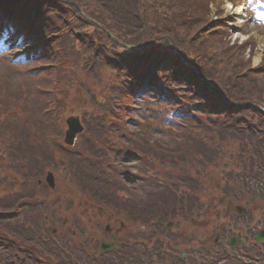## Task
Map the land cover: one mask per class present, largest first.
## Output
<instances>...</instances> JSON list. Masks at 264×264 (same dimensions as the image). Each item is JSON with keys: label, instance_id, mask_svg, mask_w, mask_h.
I'll use <instances>...</instances> for the list:
<instances>
[{"label": "rangeland", "instance_id": "obj_1", "mask_svg": "<svg viewBox=\"0 0 264 264\" xmlns=\"http://www.w3.org/2000/svg\"><path fill=\"white\" fill-rule=\"evenodd\" d=\"M227 2L231 8L227 6ZM205 4L208 5L211 20L221 14L225 16L226 23L222 27L224 29L208 37L202 35L199 40H202V46H212L213 49H224L227 52L225 56L221 53L209 54L208 58L204 57L205 62L208 67L213 68L216 66L214 61L220 62L218 58L224 57L223 62L230 61V67L234 64L235 82L241 88L245 85L243 89L246 90L264 59V3L251 0H194L192 6H199L203 10L202 6ZM202 20L204 21L196 23L200 34L207 32L212 24ZM8 31V27L4 28L0 22V74H6L5 80L9 92H14L15 103L20 100L23 109L37 118L36 124H39L43 114H46L42 112L43 103L51 98L49 95L43 96L36 88V82L45 75L44 70L35 68L38 64L34 63V57L29 59L30 52L24 54L23 60H15L29 64L24 67H32L30 72L6 67L12 61L1 56L21 55L25 48L16 38H4ZM69 39L71 44L59 55L62 58L64 56L67 63L65 62L61 73L54 71L62 78L61 86L57 81L56 85L65 96L62 104L57 103L55 114L59 118L61 137L58 138L57 146L47 148L52 163L47 164L37 177L38 180H43L48 171L54 176L55 191L51 193L43 183L36 192L37 199L43 203L42 215L36 220L37 225L45 227L47 232L55 227V246L64 248L73 260L91 252L99 257V263L124 264L122 259L128 257L125 264H134V254L129 256L112 251L99 256L95 247L98 246L97 241L93 245L90 242L92 235L96 239L102 238L101 232L105 225L117 229L123 223L126 231L121 239L134 244L131 238L134 235L136 242L140 239L141 248L145 251L151 249L153 256L161 250L163 255L159 262L166 258L167 264H179L181 259L179 260L178 255L185 252L188 255L184 260L186 264H209L212 261L213 264H224L220 260L225 256L233 259L244 256L249 264H264V248L258 249L260 252L255 255L254 263L253 248H241L238 242L233 248L228 244L231 236L251 234L248 230L250 227L254 232L264 227V199L252 200L247 197L233 177L237 162L232 154L237 144L230 142L229 137L220 140L215 136L214 145L210 142L209 149L201 150L198 143L199 150L195 149V138L197 139L199 132L206 130L208 119L197 117V120H190L191 115L183 109L186 107L184 100L179 98L182 93L174 91L175 96L167 99L163 97L159 103L140 100L137 105L140 111L122 115L119 126H112L110 139L119 142L110 145L111 151L100 152L97 147L92 146V138L105 134L102 127L104 121L100 116L107 110L104 102L109 94L107 89L111 90L121 79L117 77L118 72L92 60L89 52L76 44L74 37ZM193 43H196L195 39ZM198 43L199 41L195 44L196 47ZM120 51L117 50L118 53ZM45 56L40 53V57L36 58L47 59ZM162 65L166 68L165 63ZM187 65L193 66L190 62ZM192 69L200 71L197 67ZM154 74L169 82L167 72L162 75L155 71ZM181 84H174L173 87L182 86ZM215 84L224 98L223 90L217 82ZM234 87L235 84L230 90L240 94ZM173 109L177 112L172 115ZM66 116H78L85 127L83 133L77 136L73 147H66L62 143ZM7 117L3 120L13 126L11 115ZM212 150L217 154L214 155ZM103 154L112 159H103ZM132 154L135 155L132 157ZM201 157L202 161L197 164ZM213 158L216 161L211 163ZM187 163L192 165L188 168L190 171L183 176ZM96 186L106 193L95 192ZM113 186L117 188L111 193ZM9 195V186L4 184L0 187V196L7 198ZM66 203L68 204L65 205ZM235 206H242L249 213L237 214ZM227 208L228 217L225 215ZM130 212L151 215L148 219H139ZM43 215L48 217V225L42 223ZM168 223H171L169 228L166 227ZM222 224H225V232L221 244H209L203 250V242L213 239L216 229ZM72 231L75 237L72 236ZM48 234L51 235V232ZM146 239L148 242L145 244ZM55 246L49 253H43V258L56 259L59 253L56 249L58 246ZM218 251H221V255L215 254ZM50 253L53 255H49ZM144 253L150 263L151 257ZM11 256L9 252L4 255L1 253L0 259L11 260Z\"/></svg>", "mask_w": 264, "mask_h": 264}, {"label": "trees", "instance_id": "obj_2", "mask_svg": "<svg viewBox=\"0 0 264 264\" xmlns=\"http://www.w3.org/2000/svg\"><path fill=\"white\" fill-rule=\"evenodd\" d=\"M192 5L194 0H0V22L9 27L13 38L24 44V50L31 51L29 59L34 57V63L38 64H34L35 68L40 67L45 73L36 82L37 91L43 96H51L43 103L42 112L46 114L42 113L41 125L36 124L37 118L23 109L20 100L15 103L14 92H9L5 80L6 74H0V187L6 184L11 192L7 198L0 196V250L12 254L11 260L0 259V264H12L13 255L17 264H23L26 256L25 264H32V259L34 263L38 262L46 244L45 238L36 236L35 219L40 215V207L43 208L42 202L37 199L36 192L40 186L36 182L43 168L52 163L47 148L57 146L61 137L59 118L55 114L57 103L62 104L65 96L57 89L56 81L61 86L62 78L54 71L61 73L67 63L64 56L59 55L71 44L69 37H74L76 44L89 52L92 60L118 72L117 77L121 79L111 90L107 89L109 94L104 101L107 110L100 116L104 121L102 127L105 134L92 138L93 146L100 152L111 151L110 145L119 142L110 139L111 128L119 126L124 112L123 102L129 95L145 93L149 87L153 96L160 99L171 95L170 88L174 84L182 83L184 94L181 97L186 106L183 109L194 119H208L206 130L199 132L195 138L194 148L199 150V144L201 150L209 149L210 142L214 145L215 136L220 140L229 137L230 142L237 144L232 154L237 162L233 173L235 183L250 199H264V112L243 105L250 103L264 109V59L246 90L243 89L245 85L241 88L235 82L234 64L230 67V61L223 62L224 57L218 58L220 62H213L215 67H208L204 57L218 53L225 56L227 52L202 46L204 44L199 39L203 34L199 33L196 23L203 22L202 19L209 22L208 5H203V10ZM215 23L219 27L221 21ZM213 27L210 26L208 31H212ZM162 39H168L184 60L193 62L201 75L217 82L225 100L200 83L195 74L172 53L168 44L148 46ZM193 39L200 45L198 43L196 47ZM137 47L144 48L137 50ZM40 53L47 59L36 58L40 57ZM162 63L166 64L163 68L169 82L154 77L153 66L159 67ZM16 64H7L6 67L15 71L26 69L27 73L33 69L25 68L29 66L26 63ZM166 72L162 71V75ZM234 84V90L240 94L230 90ZM9 115L14 127L3 120ZM212 152L217 154L214 150ZM107 158L112 159L103 154V159ZM201 161L202 157L197 164ZM215 161L216 158H213L211 163ZM179 163H182L181 159ZM191 165L187 163L183 176L190 171L188 168ZM116 188L110 190L114 192ZM130 214L139 219H148L151 215ZM147 242L148 239L145 244ZM142 251L147 252L136 244L129 253L136 256L134 264L149 263ZM62 258V264H75ZM127 259L123 260L127 262ZM49 260L52 264H60L58 256Z\"/></svg>", "mask_w": 264, "mask_h": 264}, {"label": "water", "instance_id": "obj_3", "mask_svg": "<svg viewBox=\"0 0 264 264\" xmlns=\"http://www.w3.org/2000/svg\"><path fill=\"white\" fill-rule=\"evenodd\" d=\"M66 123L68 125V130L65 132V138L64 143L67 145H72L73 139L75 135L82 130L78 119L75 118H68L66 120ZM48 184L53 187V179L51 175H48L46 178ZM238 212H243L244 210L240 207L236 208ZM254 240L258 243H264V230H261L257 232L254 236ZM113 245L121 246L120 244H113L111 242L105 243L102 242L101 250H105L107 248L112 247Z\"/></svg>", "mask_w": 264, "mask_h": 264}, {"label": "flooded vegetation", "instance_id": "obj_4", "mask_svg": "<svg viewBox=\"0 0 264 264\" xmlns=\"http://www.w3.org/2000/svg\"><path fill=\"white\" fill-rule=\"evenodd\" d=\"M115 234H116V233H113V239H118V237H119V234H120V233H119V234H117V235H118V237H117V238H115Z\"/></svg>", "mask_w": 264, "mask_h": 264}, {"label": "bare ground", "instance_id": "obj_5", "mask_svg": "<svg viewBox=\"0 0 264 264\" xmlns=\"http://www.w3.org/2000/svg\"><path fill=\"white\" fill-rule=\"evenodd\" d=\"M228 3V2H227ZM229 4V3H228ZM228 4H227V6H228ZM230 5V4H229ZM128 95L130 94V93H127Z\"/></svg>", "mask_w": 264, "mask_h": 264}, {"label": "snow or ice", "instance_id": "obj_6", "mask_svg": "<svg viewBox=\"0 0 264 264\" xmlns=\"http://www.w3.org/2000/svg\"><path fill=\"white\" fill-rule=\"evenodd\" d=\"M229 8H231V5H228Z\"/></svg>", "mask_w": 264, "mask_h": 264}]
</instances>
